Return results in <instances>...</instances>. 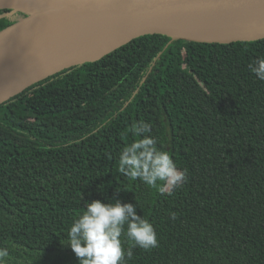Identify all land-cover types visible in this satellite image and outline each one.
Listing matches in <instances>:
<instances>
[{
  "label": "trees",
  "instance_id": "obj_1",
  "mask_svg": "<svg viewBox=\"0 0 264 264\" xmlns=\"http://www.w3.org/2000/svg\"><path fill=\"white\" fill-rule=\"evenodd\" d=\"M20 16L0 19V30ZM258 58L264 38L147 34L1 104L7 264H79L64 244L72 223L87 202L116 199L132 203L159 241L144 250L122 237L133 252L125 264H264V81L249 68ZM139 120L187 171L169 193L119 170Z\"/></svg>",
  "mask_w": 264,
  "mask_h": 264
},
{
  "label": "water",
  "instance_id": "obj_2",
  "mask_svg": "<svg viewBox=\"0 0 264 264\" xmlns=\"http://www.w3.org/2000/svg\"><path fill=\"white\" fill-rule=\"evenodd\" d=\"M0 105L147 34L208 43L264 38V0H0Z\"/></svg>",
  "mask_w": 264,
  "mask_h": 264
},
{
  "label": "clouds",
  "instance_id": "obj_3",
  "mask_svg": "<svg viewBox=\"0 0 264 264\" xmlns=\"http://www.w3.org/2000/svg\"><path fill=\"white\" fill-rule=\"evenodd\" d=\"M249 68L257 79L264 81V58L256 59ZM151 132V125L144 120L131 125L135 139L122 149L119 170L129 179H139L160 194H166L186 182L187 171L177 166L170 151L158 146ZM85 208L72 223L64 243L70 245L79 264H125V257L130 259L133 252L124 249L122 237L144 250L158 246L154 225L138 215L132 203H122L119 199L108 203L93 200ZM8 256V249L0 248V264H7Z\"/></svg>",
  "mask_w": 264,
  "mask_h": 264
}]
</instances>
